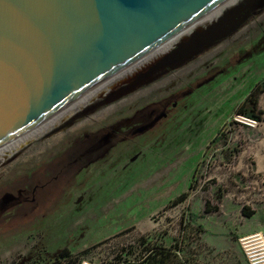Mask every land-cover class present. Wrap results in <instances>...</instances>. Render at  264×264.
I'll use <instances>...</instances> for the list:
<instances>
[{
  "label": "rangeland",
  "instance_id": "374dc122",
  "mask_svg": "<svg viewBox=\"0 0 264 264\" xmlns=\"http://www.w3.org/2000/svg\"><path fill=\"white\" fill-rule=\"evenodd\" d=\"M238 12L227 36L0 162V264H247L237 237L264 236V0H234L198 31ZM246 97L252 128L231 119Z\"/></svg>",
  "mask_w": 264,
  "mask_h": 264
},
{
  "label": "water",
  "instance_id": "95a60500",
  "mask_svg": "<svg viewBox=\"0 0 264 264\" xmlns=\"http://www.w3.org/2000/svg\"><path fill=\"white\" fill-rule=\"evenodd\" d=\"M223 1L0 0V146ZM243 16L191 31L134 78L227 36Z\"/></svg>",
  "mask_w": 264,
  "mask_h": 264
},
{
  "label": "bare ground",
  "instance_id": "6f19581e",
  "mask_svg": "<svg viewBox=\"0 0 264 264\" xmlns=\"http://www.w3.org/2000/svg\"><path fill=\"white\" fill-rule=\"evenodd\" d=\"M236 1V0H235ZM234 0H225L219 5H217L212 10L207 11L203 16L196 19L189 25L185 26L178 32H176L173 36H171L168 40L160 43L158 46L153 48L143 57L133 61L128 66L120 69L114 74L108 76L106 79L99 82L97 85L93 86L88 91L76 97L73 101L68 103L66 106L61 108L57 113L42 121L41 123L35 125L24 133L16 136L12 140L4 143L0 146V162L5 159L12 151L17 149L20 145L25 143L32 137L43 132L45 129L55 124L57 121L67 117L71 113H73L76 109L82 107L84 104L90 102L96 97L102 96L108 90L114 88L119 83L126 81L132 78L141 70L145 69L148 65H150L154 60H156L162 53L168 50L173 44L178 42V38L180 37L182 40L186 39L189 33L193 30H200L203 27L207 26L211 21H213L218 13L221 11L222 6L233 3ZM226 3V4H224ZM224 4V5H223ZM133 65V66H132Z\"/></svg>",
  "mask_w": 264,
  "mask_h": 264
},
{
  "label": "built area",
  "instance_id": "2783aa9c",
  "mask_svg": "<svg viewBox=\"0 0 264 264\" xmlns=\"http://www.w3.org/2000/svg\"><path fill=\"white\" fill-rule=\"evenodd\" d=\"M233 123L252 128L256 119L242 113L231 118ZM237 243L247 264H264V236L260 231H252L237 237ZM78 264H95L91 260L81 259Z\"/></svg>",
  "mask_w": 264,
  "mask_h": 264
},
{
  "label": "trees",
  "instance_id": "16d2710c",
  "mask_svg": "<svg viewBox=\"0 0 264 264\" xmlns=\"http://www.w3.org/2000/svg\"><path fill=\"white\" fill-rule=\"evenodd\" d=\"M260 82V81H259ZM251 105L252 104V106L253 105H255V100H251L250 98H247L246 97V99H244V101H242V103L239 105V107H237V112L238 113H242V114H245V115H247V116H250V117H253V118H255V119H259V117H258V115H256V114H254L253 112H252V107H249V106H246L245 108H244V106L245 105ZM183 198V196L182 195H180L177 199H176V201H180L181 199ZM241 212H242V214H244L245 216H249L251 213H252V211H250V210H246V209H242L241 210ZM68 256V252H67V249L66 248H62L59 252H58V254H57V256L56 257H58V256ZM55 262V259L50 263V264H55L54 263Z\"/></svg>",
  "mask_w": 264,
  "mask_h": 264
},
{
  "label": "flooded vegetation",
  "instance_id": "af4514ba",
  "mask_svg": "<svg viewBox=\"0 0 264 264\" xmlns=\"http://www.w3.org/2000/svg\"><path fill=\"white\" fill-rule=\"evenodd\" d=\"M238 14H240V13H239V12H238V13H234V14L230 17V19L233 18V17H235V16L238 15ZM230 19H229V20H230ZM229 20H228V21H229ZM228 21H227V22H228ZM227 22H226V23H227ZM226 23H225V24H226ZM225 24H224V25H225ZM212 27H213L214 29H216V30L219 29L217 26H212ZM220 28H221V27H220ZM207 43H209V42H207ZM207 43H206V44H207ZM204 45H205V44H204ZM197 49H198V48H197Z\"/></svg>",
  "mask_w": 264,
  "mask_h": 264
}]
</instances>
